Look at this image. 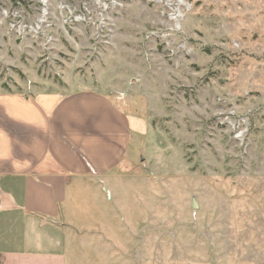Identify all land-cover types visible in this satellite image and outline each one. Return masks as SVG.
Here are the masks:
<instances>
[{
    "label": "rangeland",
    "instance_id": "rangeland-1",
    "mask_svg": "<svg viewBox=\"0 0 264 264\" xmlns=\"http://www.w3.org/2000/svg\"><path fill=\"white\" fill-rule=\"evenodd\" d=\"M66 1L89 18L0 28V92L96 91L145 131L61 204L65 264H264V0Z\"/></svg>",
    "mask_w": 264,
    "mask_h": 264
},
{
    "label": "crops",
    "instance_id": "crops-1",
    "mask_svg": "<svg viewBox=\"0 0 264 264\" xmlns=\"http://www.w3.org/2000/svg\"><path fill=\"white\" fill-rule=\"evenodd\" d=\"M144 131L96 91H1L0 264H65L61 204L78 180L121 167Z\"/></svg>",
    "mask_w": 264,
    "mask_h": 264
},
{
    "label": "built area",
    "instance_id": "built-area-1",
    "mask_svg": "<svg viewBox=\"0 0 264 264\" xmlns=\"http://www.w3.org/2000/svg\"><path fill=\"white\" fill-rule=\"evenodd\" d=\"M31 4H22L19 0H0V28L15 39H27L41 36L52 27L64 13L67 20L80 21L89 18L86 12L73 13L71 3L66 0H27ZM94 6L105 11L109 6L116 7L122 0H91ZM84 11L86 9L83 7Z\"/></svg>",
    "mask_w": 264,
    "mask_h": 264
},
{
    "label": "water",
    "instance_id": "water-1",
    "mask_svg": "<svg viewBox=\"0 0 264 264\" xmlns=\"http://www.w3.org/2000/svg\"><path fill=\"white\" fill-rule=\"evenodd\" d=\"M197 204L195 203V201L192 202V208H196Z\"/></svg>",
    "mask_w": 264,
    "mask_h": 264
}]
</instances>
